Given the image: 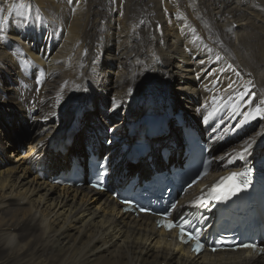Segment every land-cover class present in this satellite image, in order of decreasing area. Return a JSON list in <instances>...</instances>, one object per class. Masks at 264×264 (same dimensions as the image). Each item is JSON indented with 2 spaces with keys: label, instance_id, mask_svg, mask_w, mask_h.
<instances>
[{
  "label": "bare ground",
  "instance_id": "obj_1",
  "mask_svg": "<svg viewBox=\"0 0 264 264\" xmlns=\"http://www.w3.org/2000/svg\"><path fill=\"white\" fill-rule=\"evenodd\" d=\"M121 1L93 0L82 26L83 0H0V210L14 202L27 230H40L30 249L20 241L23 234L14 233L16 220L3 217L0 247L8 249L12 264H264V255L244 251L195 256L177 244L173 232L158 229L154 216L125 212L111 191L57 182L74 159L89 154L80 145L83 137L99 153L116 147L114 163L123 157L115 166L119 181L135 173L147 179L154 169L167 167L162 148L171 150L170 162L183 154L175 114L200 127L214 82L221 89L227 85L221 93L233 99L242 91L256 93L261 98L257 115L264 117V0H185L184 10L174 0H125L128 8L138 10L130 27ZM243 26L248 31L239 35ZM217 48L227 50L228 60L243 74L241 81ZM22 61H31L33 70L22 71ZM37 65L48 76L38 91L36 85L32 90L31 79ZM162 90L169 92L170 103L137 104L145 92ZM91 102L92 108L87 105L84 113L70 118L72 132L56 134L75 106ZM152 110L167 112L169 127L147 137L146 156L135 163L124 159L122 144L138 137L125 128L116 133L121 143L101 144V138L112 135L109 128L125 127L137 114ZM23 132L27 142L20 145L16 140ZM263 140L264 121L251 127L238 146ZM262 152L259 147L248 154L253 159ZM215 172L193 186L181 203L218 176ZM115 180L112 176L111 183Z\"/></svg>",
  "mask_w": 264,
  "mask_h": 264
},
{
  "label": "rangeland",
  "instance_id": "obj_2",
  "mask_svg": "<svg viewBox=\"0 0 264 264\" xmlns=\"http://www.w3.org/2000/svg\"><path fill=\"white\" fill-rule=\"evenodd\" d=\"M92 1L93 0H83V2H84V6H85V15H84V18H83V25L82 26H86V25H84V23L85 24H87V21L89 20L88 19V16L90 15L89 14V11L93 8V6H92ZM161 2L163 1V2H165V0H160ZM179 6H181L182 8H183V10H184V8H186L185 7V0H174ZM65 4V3H64ZM63 3H62V5H64ZM120 4H121V12L123 13V15L125 16V24L128 26V27H130V26H133L134 25V23L133 22H135V17H134V15H133V13H136V11H138L137 9H135V7H131V8H128L127 7V5H126V1L125 0H122L121 2H120ZM133 8V9H132ZM123 9V10H122ZM129 9H131V10H129ZM125 10V11H124ZM135 10V11H134ZM169 15H173L174 14V12H167ZM175 15V14H174ZM92 16V15H91ZM131 19H133V20H131ZM132 21V24H131V21ZM237 28H238V25L236 26ZM56 29V32H59V27H57V28H55ZM134 29V28H133ZM133 29H132V31H133ZM240 29V31L238 32V33H240L239 35H242V33H246L247 31H248V27H245V26H243V27H240L239 28ZM242 30V31H241ZM250 30V29H249ZM131 31V32H132ZM222 42V41H221ZM215 46H217V45H215ZM217 50L219 51V57L220 58H222V59H227V61H229L228 60V57H229V55H228V53H227V50H225L224 48L222 49V48H217ZM225 50V51H224ZM223 52V53H222ZM227 54V55H226ZM225 55V56H224ZM231 57H233L232 55H230ZM233 58H235V57H233ZM225 59V60H226ZM79 62H80V60H79ZM78 62V63H79ZM77 64V63H76ZM228 64L230 65V70L232 71V69H233V73L235 74L234 75V77H235V80L236 81H241V79H243V74H242V72L240 71V70H238V69H236L235 68V66H234V64L231 62V61H229L228 62ZM78 65V64H77ZM238 71V72H237ZM240 71V72H239ZM238 74V75H237ZM240 77V78H239ZM264 77V76H263ZM100 106V105H99ZM3 115H4V112H3ZM3 115L1 114V116H0V118H2L3 117ZM199 119V118H198ZM198 119H197V121H198ZM65 121V122H64ZM62 123H61V126L63 125L64 127H67V126H69L70 125V120H67V119H65ZM69 122V123H68ZM171 122H174L173 120H171ZM170 122V123H171ZM1 126V125H0ZM60 126V128L58 129V133H60L61 132V130H62V128L63 127H61ZM1 128H3V126H1ZM1 128H0V130H1ZM178 135H179V131H178ZM27 132L25 133V132H23L22 134H21V138L20 139H17L16 140V142L18 143V144H20V145H25V143L27 142ZM180 137V136H179ZM85 139H86V136H85ZM84 143V137L82 138V140H81V144L80 145H82ZM10 147V146H9ZM82 147V146H81ZM82 149H84V147L82 148ZM11 150L12 149H9V152H11ZM25 149H23L22 151H24ZM26 151V150H25ZM18 207V208H17ZM25 208L27 207V206H24ZM18 215V218H17V215ZM3 217H7V218H11L12 220H13V218L16 220V225L18 226V227H15L14 228V233L15 234H17V235H22V237L20 236V241H21V243H26L27 245H29L30 246V249H34L35 247H36V243H33V242H35V241H33L32 239L38 234V232H40V230L38 229V228H34V229H32V228H30V231H28L27 229L29 228V226H27L26 224V226L23 224V222H21L20 221V217H21V215H20V211H19V205H17L16 203H14V202H11V204L8 206V207H6V208H3V209H1L0 210V220L3 218ZM11 221V220H10ZM20 221V223H18ZM15 222V221H14ZM37 233V234H36ZM35 235V236H34ZM27 241H28V243H27ZM29 241H31V242H29ZM30 243V244H29ZM34 246H33V245ZM34 247V248H33ZM7 251V252H6ZM9 252H8V249H4L3 250V248L2 247H0V264H12L13 263V261H12V258L11 259H9L8 257H9V254H8Z\"/></svg>",
  "mask_w": 264,
  "mask_h": 264
}]
</instances>
